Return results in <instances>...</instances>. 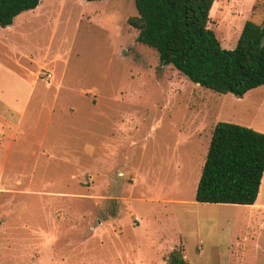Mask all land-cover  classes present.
Returning <instances> with one entry per match:
<instances>
[{"label":"rangeland","instance_id":"obj_1","mask_svg":"<svg viewBox=\"0 0 264 264\" xmlns=\"http://www.w3.org/2000/svg\"><path fill=\"white\" fill-rule=\"evenodd\" d=\"M135 15L43 0L0 26V264H264V206L195 198L215 125L264 128V85L240 98L159 69ZM211 16L234 49L264 0Z\"/></svg>","mask_w":264,"mask_h":264},{"label":"trees","instance_id":"obj_2","mask_svg":"<svg viewBox=\"0 0 264 264\" xmlns=\"http://www.w3.org/2000/svg\"><path fill=\"white\" fill-rule=\"evenodd\" d=\"M43 0H0V26L14 23ZM94 1V0H87ZM216 0H135L129 18L137 41L159 53L160 68L174 66L194 83L213 92L243 97L264 85V25L247 21L234 49L222 46L209 27ZM264 176V133L220 121L212 138L196 190V201L252 205ZM172 250L169 264H189Z\"/></svg>","mask_w":264,"mask_h":264},{"label":"crops","instance_id":"obj_3","mask_svg":"<svg viewBox=\"0 0 264 264\" xmlns=\"http://www.w3.org/2000/svg\"><path fill=\"white\" fill-rule=\"evenodd\" d=\"M247 93H248V92H247ZM247 93H246V94H247ZM246 94H245V95H246ZM245 95H244V96H245ZM244 96H243V97H244ZM255 130H259V131H261V132L264 133V128L258 127V128H255ZM263 180H264V176H263L262 181H263ZM261 193H262V189L260 188V192H259V195H258V198H257L256 202H255L254 204L250 205V206H252V207H255V206H264V199L261 200ZM210 204L220 205V207L229 206V205H230V207H231V206H237V205H240V204H229V203H210Z\"/></svg>","mask_w":264,"mask_h":264},{"label":"water","instance_id":"obj_4","mask_svg":"<svg viewBox=\"0 0 264 264\" xmlns=\"http://www.w3.org/2000/svg\"><path fill=\"white\" fill-rule=\"evenodd\" d=\"M181 256H183V255H181Z\"/></svg>","mask_w":264,"mask_h":264}]
</instances>
